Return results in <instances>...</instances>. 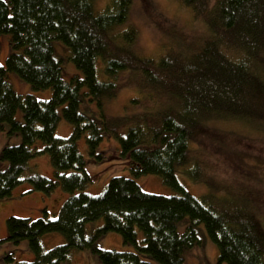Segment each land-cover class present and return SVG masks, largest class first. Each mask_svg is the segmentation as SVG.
Instances as JSON below:
<instances>
[{"label": "trees", "instance_id": "obj_1", "mask_svg": "<svg viewBox=\"0 0 264 264\" xmlns=\"http://www.w3.org/2000/svg\"><path fill=\"white\" fill-rule=\"evenodd\" d=\"M93 2L0 0V33L9 34L11 44L5 65L0 64V130L21 137L1 151L8 165L0 168V200L24 181L45 194L58 187L69 194L54 217L46 207L36 218L7 217V235L0 243L26 239L33 259L16 260L9 252L6 264H62L69 262L74 249L96 254L101 264H152L143 255L161 264H187L184 252L200 243V222L216 243L220 262L264 264V224L258 215L200 199L176 174L178 165L191 162L189 141L208 134L209 122L247 123L250 113L264 121V0H180L207 32L195 48L170 44L157 57L139 54L132 46L136 27L121 26L128 20L131 0H107L97 13ZM53 39L70 47L83 77L62 78ZM100 68L106 79L99 77ZM124 70L131 74L121 80ZM10 71L34 89L51 88V97L16 91L7 78ZM84 86L89 98L100 104L122 86L136 87L154 103L134 113L130 123L105 115L97 119L79 110ZM18 109L23 121L15 118ZM61 114L73 125L69 136L55 134ZM126 126V133L119 134ZM105 132L119 137L117 158L126 161L132 176L158 174L180 193L148 192L124 175L110 177L100 193H89L86 188L94 175L85 168L78 139L85 135L89 153L95 161L102 160L105 155L97 148ZM42 154L49 156L52 178L27 173L29 161ZM192 175L197 174L192 170ZM186 217L189 223L180 233L178 223ZM97 219H103V225L87 236V223ZM109 231L119 233L135 251L100 248V236ZM47 232L63 234L64 243L44 249L41 237Z\"/></svg>", "mask_w": 264, "mask_h": 264}, {"label": "rangeland", "instance_id": "obj_2", "mask_svg": "<svg viewBox=\"0 0 264 264\" xmlns=\"http://www.w3.org/2000/svg\"><path fill=\"white\" fill-rule=\"evenodd\" d=\"M107 0H94V11L103 10ZM133 24L137 29V37L133 43L134 49L141 55L159 56L168 45H175L183 48H195L200 39L207 32L205 24L196 18L192 11L180 0H131L128 11V20L121 26ZM52 45L55 57L60 61L62 68L61 74L64 80H71L74 76L83 77L80 70L71 58V49L60 39H53ZM11 51L10 35L0 33V64L5 65L7 56ZM100 63V62H99ZM262 73L264 75V62L262 64ZM131 72L124 70L120 73V79ZM101 79H106L103 69L98 70ZM8 81L12 87L20 93H30L41 99H49L52 95L51 88L34 89L32 85L22 79L16 72L10 71L7 75ZM87 88L81 87L79 92V110L91 117L102 119L123 118L130 123L134 113L142 108L154 103L153 99L142 96V93L136 87L122 86L117 94L110 99L102 101L91 100L85 93ZM61 113V108L59 109ZM15 118L23 121V112L18 109ZM249 122H243L235 119H219L208 123V134H203L197 139L189 141L191 162L176 167V174L180 182L187 191L198 198L205 197L206 201L212 198L213 201L221 204L226 210L243 213L253 211L258 215L264 224V121L260 122V116L251 114L247 116ZM260 123V124H259ZM8 124V123H6ZM259 124V125H258ZM127 126L122 127L119 134L124 135ZM73 132V125L68 122L61 114V118L56 127L55 134L60 137L69 136ZM21 141V137L15 134H9L6 130H0V154L7 143L15 144ZM41 146L42 143L38 142ZM78 147L86 159V170L94 175V180L86 190L91 194L100 193L110 177L115 175H124L133 177L141 188L148 192L174 195L180 191L167 186L163 182L162 176L153 173L132 176L125 160L117 158L120 154L119 137L112 133H104V138L98 146V152H102L105 158L95 161L89 153L85 135L78 139ZM116 155L115 157H111ZM37 171L47 177H53V167L49 156L42 154L37 156ZM8 161L0 158V165ZM197 166V168H194ZM3 167V168H5ZM192 170L194 175H192ZM25 183V182H24ZM21 183L19 185H23ZM28 183V182H26ZM18 185V186H19ZM17 187V186H16ZM66 194L61 197L58 191ZM52 193L44 196L51 198L53 196V210L50 217H54L59 212L61 205L69 194L60 187ZM13 192V190H12ZM31 194V193H30ZM24 194V195H30ZM21 195V194H20ZM23 195V194H22ZM12 196V193H11ZM7 196V199L11 197ZM225 196L226 198H222ZM5 198V197H4ZM21 199L22 196H19ZM6 199V198H5ZM4 200V199H3ZM231 205L234 206L231 208ZM56 208L54 209V207ZM28 213L13 212L10 215L25 216L36 218L43 215V210L38 209ZM20 212V211H18ZM55 213V214H54ZM9 216V215H8ZM7 216V217H8ZM5 217L3 220L0 215V239L7 235V224ZM103 219L90 221L86 225V235L90 236L94 231L101 227ZM189 218L186 217L178 223V231L182 233ZM2 229L5 234L1 235ZM198 235L200 243L189 247L184 252L187 264H226L218 259V247L209 237L204 223L198 224ZM141 239L142 233L138 232ZM44 249L52 248L58 244L64 243L65 237L59 232H47L41 237ZM100 248L115 250L135 251L133 246H127L123 243L122 237L115 231H109L98 240ZM12 252L16 260H32L28 240H22L18 244L9 241L0 243V264H6L4 258L6 253ZM32 256L31 258L29 257ZM29 257V258H28ZM144 259L152 264H161L160 262L143 255ZM62 264H101L99 257L90 252L80 249H74L71 252L69 262Z\"/></svg>", "mask_w": 264, "mask_h": 264}, {"label": "crops", "instance_id": "obj_3", "mask_svg": "<svg viewBox=\"0 0 264 264\" xmlns=\"http://www.w3.org/2000/svg\"><path fill=\"white\" fill-rule=\"evenodd\" d=\"M38 158H32L29 161V169L27 173H32L37 171L38 166ZM5 163L0 165V168L4 167ZM25 182V183H24ZM23 185H19L13 189L12 196L7 199V197L2 198L0 200V215L1 219L3 220L5 217L10 215V213L17 212V213H28L29 211H35V214H39L38 209H44L45 207L49 210L48 212L51 213V210H53V202L54 198L51 196V198H47V196H44L43 199L41 198L42 195H44L40 191H36L32 188L31 184L28 181H24ZM28 182V183H26ZM58 188H56L57 190ZM58 191V190H57ZM30 194V195H24V194ZM21 194V195H20ZM23 194V195H22ZM62 198L66 197V194L63 192H57ZM19 196H22L20 199ZM4 199V200H3ZM56 206L54 207V209ZM20 211V212H18ZM5 234V229H2L1 235ZM31 258L32 256L29 255ZM28 257V258H29Z\"/></svg>", "mask_w": 264, "mask_h": 264}]
</instances>
